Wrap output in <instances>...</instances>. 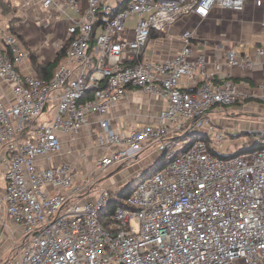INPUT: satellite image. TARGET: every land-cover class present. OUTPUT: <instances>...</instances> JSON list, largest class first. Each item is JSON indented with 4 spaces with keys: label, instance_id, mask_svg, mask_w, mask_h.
<instances>
[{
    "label": "built area",
    "instance_id": "2783aa9c",
    "mask_svg": "<svg viewBox=\"0 0 264 264\" xmlns=\"http://www.w3.org/2000/svg\"><path fill=\"white\" fill-rule=\"evenodd\" d=\"M34 1L72 27L65 59L47 80L22 38L0 26V90L12 91L10 100L0 96V234L10 241L0 264H264V147L243 141V150L223 151L226 135L212 117L219 106L264 100V76L255 87L223 75L208 37L176 28L191 15L204 20L264 0H87L85 9L81 0H23ZM166 35L183 46L154 59L149 46ZM255 50L264 65V21ZM224 64L242 73L256 67L238 47ZM133 91L166 101L156 121L112 117ZM87 128L89 145L79 146ZM64 136L73 161L63 157ZM155 145L153 162L107 184L113 166L131 165ZM162 158L165 165L146 174ZM130 183L124 204L106 214Z\"/></svg>",
    "mask_w": 264,
    "mask_h": 264
},
{
    "label": "crops",
    "instance_id": "0c3cea01",
    "mask_svg": "<svg viewBox=\"0 0 264 264\" xmlns=\"http://www.w3.org/2000/svg\"><path fill=\"white\" fill-rule=\"evenodd\" d=\"M3 3L7 4L6 10L3 8ZM12 19L15 20L14 23L24 45L29 50L36 52V56L41 63H49L55 60L60 49L66 45L72 27V24H68L69 26L67 25L64 17H61L56 9H52L50 11L45 10L37 1L26 5L23 0H0L1 28L6 27L7 25L11 26ZM263 21L264 7H257L254 3L249 1L247 7L243 11L216 9L208 18L204 20H201L198 16L191 15L179 21L176 24V28L185 30L186 28L190 29L200 27V31L204 32L207 34L206 36H208L207 48L210 60L214 61L217 59L220 62L223 61L222 74H233L234 78L247 81L257 87L263 80L264 76V65L262 64L260 57L255 52V48L260 45L262 40ZM48 38H51V44L47 42ZM182 46L183 40L180 36H178L172 40L170 39L169 41L165 39L156 40L154 45L152 44L149 46L150 50L148 52L151 56L153 55L154 59L164 60L178 53ZM201 46L202 45L199 47ZM234 47H238L241 54L249 55L256 61V67L253 70L242 73L241 71L224 64L227 50ZM153 49H156L155 52L152 51ZM182 86L187 87L184 82ZM6 90L7 91L5 92V89L2 88V91L0 90V96L3 98H6L7 96L9 100L12 99L11 88L6 87ZM166 105V101L158 96L133 91L129 93L122 103L114 108L111 115L116 121L120 120L123 124L131 122L132 124L142 125L156 121L158 114L164 107H166ZM235 107H238V105ZM241 107L246 111H249L250 109L258 110V112L264 111V104L261 103L253 105L252 103L247 102ZM215 112L217 111L215 110L212 115L215 122L221 128H226L231 132L240 131L242 129L264 130V123L259 122V120L253 121L249 119V121H244V124L242 125L239 124V122L234 124V122L228 121L226 118L222 119L223 117L221 115H215ZM88 129L92 130V128H87L82 132L79 138V146L86 147L89 145V140L87 138ZM243 130L240 133H248ZM63 140V157L67 161H73L75 153H68L72 144L68 142V138L66 136L63 137ZM89 153H91V157H93L96 156L99 151L92 150ZM159 155L160 154L155 150L141 159L140 154L138 161L135 162V164L139 165V169L153 162ZM59 159L60 158L56 159L55 163H59ZM80 165L86 169L87 164L83 162ZM91 166L92 163L90 162L89 167ZM0 169L4 168L0 167ZM130 171L132 172V169H130L128 173ZM0 175L2 176L1 172ZM111 178L114 180L109 181ZM111 178L107 181V184L109 185L114 184V186H119L120 183L124 181L121 179L117 183L116 178ZM4 185L5 181L4 184L0 181V187H4ZM9 245L10 241L8 237H5L3 233H1L0 255H4L7 252Z\"/></svg>",
    "mask_w": 264,
    "mask_h": 264
},
{
    "label": "rangeland",
    "instance_id": "374dc122",
    "mask_svg": "<svg viewBox=\"0 0 264 264\" xmlns=\"http://www.w3.org/2000/svg\"><path fill=\"white\" fill-rule=\"evenodd\" d=\"M138 16L136 15L133 20H138ZM54 28V27H53ZM186 29H189V28H186ZM55 30V28H54ZM53 30V31H54ZM198 30L200 31V27H198ZM54 33V32H53ZM51 33V34H53ZM201 35H207L205 34L204 32H201ZM165 37V40H170L169 36L166 35L164 36ZM208 37V36H207ZM51 38H48L47 42L49 44H51L50 42ZM163 40V39H161ZM47 46V45H46ZM48 47V46H47ZM252 103L253 105H257L259 103L261 104H264V100H260V99H257V98H248V99H245V100H242L239 101L238 103L234 104V105H231V106H219L217 107L215 110L217 112H215V115H221L223 118L222 119H225L228 120V121H231V122H234V124L238 123L239 124H244V121H249L250 120H253V121H257L259 120V122H263L264 123V111L262 112H258V110H249V111H246L245 109H243L241 106L245 103ZM238 107H235L237 106ZM240 106V108H239ZM235 107V108H234ZM254 109V108H253ZM264 110V109H263ZM219 112V113H218ZM214 113V112H213ZM212 113V115H213ZM260 128V127H258ZM264 128V127H263ZM225 132V140L222 142V144L220 145V148L227 152V153H230V154H235L237 153L238 151H240L243 147H244V142H247L246 143V146H248L252 141H254L256 139V136L252 133H240L242 130L240 131H229L228 129L226 128H222ZM246 132H250L249 129H244ZM243 130V131H244ZM259 130H263V129H259ZM251 131H258V130H251ZM237 133H240V134H237ZM231 134V135H230ZM234 134V135H233ZM190 137H185L182 139V147L184 145H186L189 141H190ZM156 150V145L155 146H152L150 148H148L146 151L142 152L141 153V159H143L145 156L149 155L152 151H155ZM139 165L133 163L131 165H126V164H123V165H120V166H113L112 169H111V172L108 174L107 176V180H109L111 177H114L117 179V183L119 182V180H126L129 178L130 175H132L136 169H138ZM132 169V172L130 171L128 173V171ZM142 178H137L133 181V184L137 185L140 183ZM148 179V177H146V180ZM114 179L111 178L109 181H113ZM0 181L1 183L4 184V177L0 175ZM114 186V184H113ZM96 191V190H95ZM113 207V206H112ZM4 257V255H0V259Z\"/></svg>",
    "mask_w": 264,
    "mask_h": 264
},
{
    "label": "trees",
    "instance_id": "16d2710c",
    "mask_svg": "<svg viewBox=\"0 0 264 264\" xmlns=\"http://www.w3.org/2000/svg\"><path fill=\"white\" fill-rule=\"evenodd\" d=\"M81 5H82V9H85L86 6H87V0H81ZM3 8L6 10L7 8V4L3 3ZM14 19H12V22H11V29L12 31L15 33V34H18V30H17V27L14 23ZM104 23V16L103 15H100V18H99V21L96 25V32L95 34L99 33L101 31V27H102V24ZM20 36V35H19ZM153 37L157 36L156 33H153L152 35ZM21 38V36H20ZM66 48L67 46L63 47L62 49H60V51L58 52V55L57 57L55 58V60L49 62V63H41L37 56H36V52L31 50V55L35 61V64H36V68H37V71L40 75V77H42L43 79H47L49 80L55 70L57 69V67L59 66V64L64 61L65 59V52H66ZM264 147V137L261 139L260 142H256L255 140L252 141L246 148L247 149H257V148H262ZM243 150V149H242ZM166 163V159H160L158 162H156L155 164H153L150 169H148L146 171V174L149 173V172H156V171H159L163 165H165ZM132 183H133V180H132ZM132 183H130L128 186L124 187L122 190H121V195L119 196V198H117L116 196H113L110 200V205L107 209V212L106 214H112V212L115 210V208L120 204V203H123V198H125L129 192H130V186L132 185ZM113 206V207H112Z\"/></svg>",
    "mask_w": 264,
    "mask_h": 264
},
{
    "label": "water",
    "instance_id": "95a60500",
    "mask_svg": "<svg viewBox=\"0 0 264 264\" xmlns=\"http://www.w3.org/2000/svg\"><path fill=\"white\" fill-rule=\"evenodd\" d=\"M258 134H261L260 132Z\"/></svg>",
    "mask_w": 264,
    "mask_h": 264
}]
</instances>
